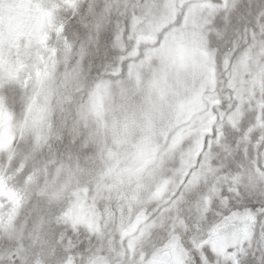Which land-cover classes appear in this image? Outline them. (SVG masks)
<instances>
[{
  "label": "snow or ice",
  "instance_id": "snow-or-ice-1",
  "mask_svg": "<svg viewBox=\"0 0 264 264\" xmlns=\"http://www.w3.org/2000/svg\"><path fill=\"white\" fill-rule=\"evenodd\" d=\"M0 264H264V0H0Z\"/></svg>",
  "mask_w": 264,
  "mask_h": 264
}]
</instances>
